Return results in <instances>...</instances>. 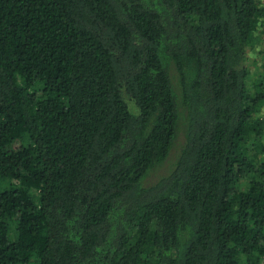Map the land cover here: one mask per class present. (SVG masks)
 I'll list each match as a JSON object with an SVG mask.
<instances>
[{"label":"trees","instance_id":"obj_1","mask_svg":"<svg viewBox=\"0 0 264 264\" xmlns=\"http://www.w3.org/2000/svg\"><path fill=\"white\" fill-rule=\"evenodd\" d=\"M263 33L262 0H0V264H264Z\"/></svg>","mask_w":264,"mask_h":264},{"label":"rangeland","instance_id":"obj_2","mask_svg":"<svg viewBox=\"0 0 264 264\" xmlns=\"http://www.w3.org/2000/svg\"><path fill=\"white\" fill-rule=\"evenodd\" d=\"M264 3V0H262ZM261 32V31H260ZM264 61V33L260 37V42L254 46V48H249L247 65L249 68L255 72L261 66Z\"/></svg>","mask_w":264,"mask_h":264}]
</instances>
